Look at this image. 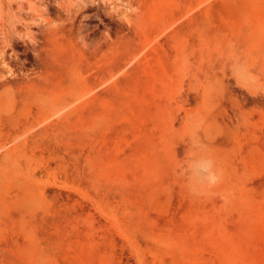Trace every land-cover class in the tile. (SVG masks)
I'll return each instance as SVG.
<instances>
[{"label":"rangeland","instance_id":"obj_1","mask_svg":"<svg viewBox=\"0 0 264 264\" xmlns=\"http://www.w3.org/2000/svg\"><path fill=\"white\" fill-rule=\"evenodd\" d=\"M0 264H264V0H0Z\"/></svg>","mask_w":264,"mask_h":264},{"label":"clouds","instance_id":"obj_2","mask_svg":"<svg viewBox=\"0 0 264 264\" xmlns=\"http://www.w3.org/2000/svg\"><path fill=\"white\" fill-rule=\"evenodd\" d=\"M197 171L203 176L209 186L215 185L220 179V175L217 171L213 170L210 162H202L199 164Z\"/></svg>","mask_w":264,"mask_h":264}]
</instances>
